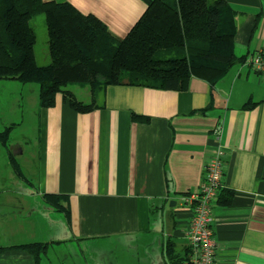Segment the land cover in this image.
<instances>
[{
	"label": "crops",
	"instance_id": "0c3cea01",
	"mask_svg": "<svg viewBox=\"0 0 264 264\" xmlns=\"http://www.w3.org/2000/svg\"><path fill=\"white\" fill-rule=\"evenodd\" d=\"M44 1L95 16L117 39L146 9V0ZM225 2L234 54L246 60L214 85L196 76L185 90L109 85L79 112L61 93L41 107L38 84L29 102L20 85L31 83L0 80V264H49L58 249L69 264H190L184 196L219 148L214 264H264V73L248 64L264 51V0ZM28 243L48 245L37 262L11 248Z\"/></svg>",
	"mask_w": 264,
	"mask_h": 264
},
{
	"label": "trees",
	"instance_id": "16d2710c",
	"mask_svg": "<svg viewBox=\"0 0 264 264\" xmlns=\"http://www.w3.org/2000/svg\"><path fill=\"white\" fill-rule=\"evenodd\" d=\"M38 14L45 20L49 62L44 65L36 61L30 23ZM235 31V14L225 0H146L144 13L122 39L66 2L0 0V80L37 83L41 107L53 106L61 93L74 110L90 111L109 85L185 90L192 76L214 85L246 60L234 54ZM70 83L87 85L91 102L65 89ZM47 246L11 248L37 262Z\"/></svg>",
	"mask_w": 264,
	"mask_h": 264
},
{
	"label": "built area",
	"instance_id": "2783aa9c",
	"mask_svg": "<svg viewBox=\"0 0 264 264\" xmlns=\"http://www.w3.org/2000/svg\"><path fill=\"white\" fill-rule=\"evenodd\" d=\"M248 64L258 73H264V51L251 54ZM224 151L219 148L204 167L199 187L184 196L190 209V219L185 231L189 246L190 264H214L215 239L213 232V206L219 200L224 175Z\"/></svg>",
	"mask_w": 264,
	"mask_h": 264
},
{
	"label": "rangeland",
	"instance_id": "374dc122",
	"mask_svg": "<svg viewBox=\"0 0 264 264\" xmlns=\"http://www.w3.org/2000/svg\"><path fill=\"white\" fill-rule=\"evenodd\" d=\"M30 23L32 27L34 28V31L36 34V43L34 47L36 61L40 65L47 64L49 62V55H48L44 14H38L34 16L30 20ZM16 84L20 85L19 83H16ZM20 86H26L25 95L27 97V101L33 102L36 100V96L33 92V87H37L38 86L37 83H31V84L20 85ZM66 89L72 90L75 93L77 99L82 100V101L83 100L89 101V89L87 85H82L78 83H70L67 85ZM7 93L8 92L1 89L0 87V106H1V102H3V99H5V97L8 98ZM1 127H2V124H0V128ZM28 133L32 134V125L30 126V130L28 127ZM56 254H57V257L53 256L52 250L49 252L48 254L49 264H69L68 258H66L65 256L63 257V254L59 249H58V252L56 251ZM75 254L77 255L78 253L76 252Z\"/></svg>",
	"mask_w": 264,
	"mask_h": 264
}]
</instances>
